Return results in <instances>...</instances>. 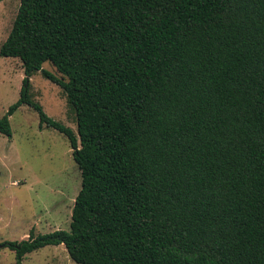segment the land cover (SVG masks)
Wrapping results in <instances>:
<instances>
[{
  "label": "trees",
  "instance_id": "16d2710c",
  "mask_svg": "<svg viewBox=\"0 0 264 264\" xmlns=\"http://www.w3.org/2000/svg\"><path fill=\"white\" fill-rule=\"evenodd\" d=\"M19 101L66 135L82 174L64 245L78 264H264V0H21L0 48ZM49 62L61 78L44 68ZM41 71L78 134L30 95Z\"/></svg>",
  "mask_w": 264,
  "mask_h": 264
},
{
  "label": "rangeland",
  "instance_id": "374dc122",
  "mask_svg": "<svg viewBox=\"0 0 264 264\" xmlns=\"http://www.w3.org/2000/svg\"><path fill=\"white\" fill-rule=\"evenodd\" d=\"M21 0H0V48L13 29ZM44 68L61 78L49 62ZM25 70L20 59L0 55V119L21 98ZM30 95L53 121L78 134L75 109L63 89L36 71ZM12 137L0 134V264H17L5 242L27 240L58 230L69 232L82 174L68 137L41 124L40 114L24 105L10 118ZM23 264H78L64 245L27 255Z\"/></svg>",
  "mask_w": 264,
  "mask_h": 264
},
{
  "label": "water",
  "instance_id": "95a60500",
  "mask_svg": "<svg viewBox=\"0 0 264 264\" xmlns=\"http://www.w3.org/2000/svg\"><path fill=\"white\" fill-rule=\"evenodd\" d=\"M1 247H3V246H1Z\"/></svg>",
  "mask_w": 264,
  "mask_h": 264
}]
</instances>
